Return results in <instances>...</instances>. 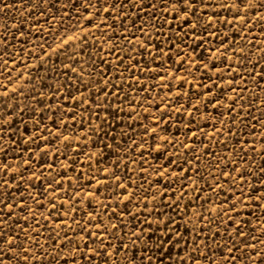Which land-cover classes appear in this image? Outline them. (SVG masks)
Listing matches in <instances>:
<instances>
[{
  "label": "rangeland",
  "instance_id": "1",
  "mask_svg": "<svg viewBox=\"0 0 264 264\" xmlns=\"http://www.w3.org/2000/svg\"><path fill=\"white\" fill-rule=\"evenodd\" d=\"M262 4L0 0L3 264H256Z\"/></svg>",
  "mask_w": 264,
  "mask_h": 264
},
{
  "label": "snow or ice",
  "instance_id": "2",
  "mask_svg": "<svg viewBox=\"0 0 264 264\" xmlns=\"http://www.w3.org/2000/svg\"><path fill=\"white\" fill-rule=\"evenodd\" d=\"M170 2L173 3V6L176 7L177 5H188L189 7H195L196 4V0H170ZM257 2V0H247V4L248 7L243 8V11L245 13H247ZM244 0H240V4L243 5ZM262 7H264V4L261 5ZM153 7H155V5H153ZM184 11H186V9H182ZM195 13H193L194 15ZM193 27H195V25H193ZM6 63V61H5ZM229 83H232V81H229ZM0 139H2V137H0ZM5 167H7V165H5ZM5 184L7 183V181L4 182ZM0 212H2V209H0ZM11 216V213H9V217ZM0 219H3L2 216H0ZM239 234V232H238ZM89 235H91V233H89ZM4 236V232L0 231V237ZM137 239H139V237H137ZM0 243H7L9 245V251L12 250V248L16 247L17 245H13L11 240L8 241H0ZM101 243H103V240L101 239ZM259 243V242H258ZM248 247L250 248H254L256 249L254 252L248 253L249 255V259L251 261L256 262V264H264V250H261L259 248H257V246L255 244H250L248 245ZM63 250V249H61ZM23 251H27V250H23ZM108 255H111L110 253H107ZM3 255H4V249L3 247H0V264H3ZM27 258V257H25ZM231 259H235V257H231Z\"/></svg>",
  "mask_w": 264,
  "mask_h": 264
}]
</instances>
